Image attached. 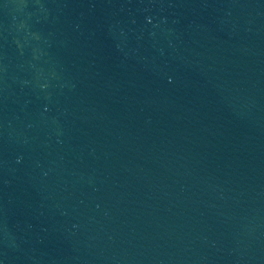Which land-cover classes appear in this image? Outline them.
<instances>
[{
  "label": "water",
  "instance_id": "1",
  "mask_svg": "<svg viewBox=\"0 0 264 264\" xmlns=\"http://www.w3.org/2000/svg\"><path fill=\"white\" fill-rule=\"evenodd\" d=\"M0 264H264V0H0Z\"/></svg>",
  "mask_w": 264,
  "mask_h": 264
}]
</instances>
